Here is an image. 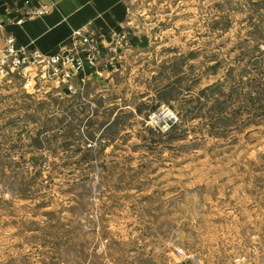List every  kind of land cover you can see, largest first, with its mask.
<instances>
[{"label": "rangeland", "instance_id": "374dc122", "mask_svg": "<svg viewBox=\"0 0 264 264\" xmlns=\"http://www.w3.org/2000/svg\"><path fill=\"white\" fill-rule=\"evenodd\" d=\"M126 1L97 52L156 62L139 66L160 93L138 117L84 126L34 66L0 86V264H173L178 246L264 264V0ZM162 103L179 118L165 132L148 121Z\"/></svg>", "mask_w": 264, "mask_h": 264}, {"label": "crops", "instance_id": "0c3cea01", "mask_svg": "<svg viewBox=\"0 0 264 264\" xmlns=\"http://www.w3.org/2000/svg\"><path fill=\"white\" fill-rule=\"evenodd\" d=\"M41 4L49 6L47 13L28 15L35 6ZM127 15L126 0H0V18L4 22V29L0 31V58L9 35L15 36V44L18 47L26 46L27 49L36 47L45 52L56 50L62 44L68 43L74 32L81 28L104 32L108 41H113L112 33L121 32ZM20 18L22 21H18ZM116 48L115 53L112 54L106 51L105 45L102 54H99L98 61L86 64L90 67H84L75 78L74 84L79 88L78 91L81 94L85 93L82 96H75L78 92H71L55 82L48 84L42 82L44 91L61 93L60 97L65 96L72 106L80 104L82 114L87 113L84 126H89L96 116L105 118L103 124L105 127L117 113L125 111L131 112V119H134L144 112L138 102L153 99L156 93H160V85L152 89L146 84L145 89L139 90L145 83V81L143 84L138 82L139 66H154L156 63L143 54L144 51L147 52V49L122 45ZM123 73L127 74L124 81L119 79ZM6 80L10 81L11 77ZM95 84L96 87H93ZM4 85L5 76L0 75L2 89ZM126 85L128 87H124ZM146 90L150 91L145 92ZM88 102L96 105V114L88 113ZM110 110L113 114L109 118ZM219 240L220 243L216 241L214 247L217 249H212L214 253L222 249L221 239Z\"/></svg>", "mask_w": 264, "mask_h": 264}, {"label": "built area", "instance_id": "2783aa9c", "mask_svg": "<svg viewBox=\"0 0 264 264\" xmlns=\"http://www.w3.org/2000/svg\"><path fill=\"white\" fill-rule=\"evenodd\" d=\"M48 11L49 6L41 4L35 6L28 15H40ZM18 21H22V18ZM3 29L4 22L0 18V31ZM96 32L98 31L87 28L77 29L68 43L62 44L50 52L42 51L36 47L31 49H27L26 46L18 47L15 44V36L9 35L0 58V75L7 78L11 73H20L27 67L34 66L40 70V77L47 84L55 82L57 85L68 88L71 92H78L79 88L74 84L75 78L79 76L84 67H90L86 64L94 63L96 54H99L97 50H99L98 40L100 37ZM24 85L27 86V81ZM148 121L155 129L165 132L176 124L179 118L166 103H162L150 112ZM175 253L178 258L173 264L201 263L199 257L186 251L182 246H178ZM242 259L243 256L237 255L229 264H242Z\"/></svg>", "mask_w": 264, "mask_h": 264}]
</instances>
